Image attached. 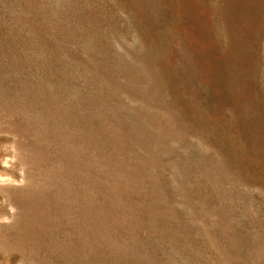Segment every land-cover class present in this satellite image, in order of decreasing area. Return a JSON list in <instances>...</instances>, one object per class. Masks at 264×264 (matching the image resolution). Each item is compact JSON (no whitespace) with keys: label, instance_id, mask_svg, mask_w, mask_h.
<instances>
[{"label":"rangeland","instance_id":"374dc122","mask_svg":"<svg viewBox=\"0 0 264 264\" xmlns=\"http://www.w3.org/2000/svg\"><path fill=\"white\" fill-rule=\"evenodd\" d=\"M0 264H264V0H0Z\"/></svg>","mask_w":264,"mask_h":264}]
</instances>
